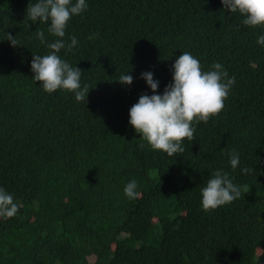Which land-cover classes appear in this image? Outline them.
I'll return each mask as SVG.
<instances>
[{"label":"trees","instance_id":"obj_1","mask_svg":"<svg viewBox=\"0 0 264 264\" xmlns=\"http://www.w3.org/2000/svg\"><path fill=\"white\" fill-rule=\"evenodd\" d=\"M30 2L0 0V188L19 205L0 217V264H264V27L243 25L221 0H86L64 37L77 45L59 53L90 87L77 102L32 79V56L49 52L36 31L56 38L29 21ZM185 51L202 71L220 63L234 83L222 111L168 157L139 138L129 109L153 94L141 73L162 95ZM127 73L130 86L117 82ZM216 170L241 196L206 213L200 193Z\"/></svg>","mask_w":264,"mask_h":264},{"label":"clouds","instance_id":"obj_2","mask_svg":"<svg viewBox=\"0 0 264 264\" xmlns=\"http://www.w3.org/2000/svg\"><path fill=\"white\" fill-rule=\"evenodd\" d=\"M221 4L226 12L239 13L244 17L243 25L264 27V0H221ZM87 7L86 0H75V3L72 0H35L26 9L29 21L47 24L48 33L56 38L47 43L44 32L36 31L37 38L41 44H46L49 52L32 56V79L40 82V87L46 93L66 90L74 95L77 102H86L90 87L88 84L81 85L82 70L70 65L59 53L62 49L71 51L77 45L75 36L66 44V29L70 19L81 15ZM97 35H89L88 39L94 40ZM6 40L11 47L19 45L16 36L11 34H6ZM257 44L264 45V35L258 37ZM128 73L121 74L117 82L130 86L133 76ZM171 73L172 82L165 87L162 95L156 94L159 82L154 80L153 74L141 73L140 78L153 94H141L138 102L129 109L128 120L140 139L153 151L165 153L168 157L183 153L185 140H195L196 124L206 123L222 111L234 83V77L229 78L220 63H214L209 71H202L199 60L187 51L175 60ZM228 157L232 169H235L239 164V153L232 150ZM242 171L248 173L253 169L245 167ZM137 187L136 180L127 183L123 189L125 196L130 200L135 199L139 195ZM244 189L247 190L246 185ZM200 195L201 208L207 213L239 199L241 186L234 184L227 172L216 170L201 189ZM18 210L19 205L14 202V197L0 188V217L12 218Z\"/></svg>","mask_w":264,"mask_h":264}]
</instances>
